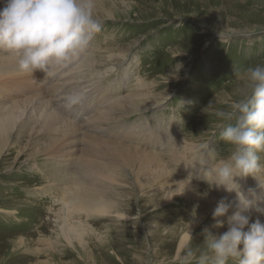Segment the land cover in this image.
I'll use <instances>...</instances> for the list:
<instances>
[{
    "label": "rangeland",
    "instance_id": "rangeland-1",
    "mask_svg": "<svg viewBox=\"0 0 264 264\" xmlns=\"http://www.w3.org/2000/svg\"><path fill=\"white\" fill-rule=\"evenodd\" d=\"M94 15L101 30L89 46L46 76L0 50V117L13 113L0 145V264H180L217 201L236 199L201 169L233 150L220 138L233 121L215 110L248 91L236 69L264 64V0H94ZM72 93L80 99L68 107ZM257 178L237 180L253 221L264 220V172ZM82 187L110 212L83 218L92 237L70 242L66 206ZM24 249H39V263Z\"/></svg>",
    "mask_w": 264,
    "mask_h": 264
},
{
    "label": "clouds",
    "instance_id": "clouds-1",
    "mask_svg": "<svg viewBox=\"0 0 264 264\" xmlns=\"http://www.w3.org/2000/svg\"><path fill=\"white\" fill-rule=\"evenodd\" d=\"M0 5V50L15 55L24 73L40 71L46 76L51 66L66 65L101 30V22L94 15V0H0ZM240 75L246 78L248 91L230 111L215 110L218 118L233 121L220 132L221 140L233 150L201 169L205 182L234 192L236 199L222 197L217 201L214 223L203 229V243L188 246L180 264H264V220L258 217L253 221L250 210L254 201L237 182L238 178H257L264 172L259 155L264 152V64L248 66L243 73L236 69L235 76ZM79 99L77 94H69L66 104L72 107ZM192 179L189 175L177 186L187 182V187ZM196 208L198 205L193 209L194 218ZM224 228L226 231H219Z\"/></svg>",
    "mask_w": 264,
    "mask_h": 264
},
{
    "label": "bare ground",
    "instance_id": "bare-ground-1",
    "mask_svg": "<svg viewBox=\"0 0 264 264\" xmlns=\"http://www.w3.org/2000/svg\"><path fill=\"white\" fill-rule=\"evenodd\" d=\"M10 57V56H9ZM7 65V64H6ZM1 71V70H0ZM87 95V93H86ZM85 95V96H86ZM78 104V103H77ZM76 109L77 105L75 106ZM74 108L73 111H76V109ZM12 111V110H11ZM79 112V111H76ZM12 112H8L7 114H5L4 117H0V145L3 142V140H5V137L7 136L8 132L10 130L13 129V121H12ZM78 117V116H77ZM52 124V123H51ZM51 124L49 126H51ZM55 123H53L54 125ZM55 126V125H54ZM53 127V126H52ZM28 129V128H27ZM71 129V128H69ZM54 130L57 134H62L63 132L58 131V128H54ZM60 130V129H59ZM66 130V129H65ZM51 131V130H50ZM48 132V131H47ZM52 132V131H51ZM75 132V128H72L71 130L67 131L64 134V139H62L63 142L62 144H65V142L67 141V138L71 135H73ZM11 133V132H10ZM46 133V132H45ZM52 134V133H51ZM56 135V134H55ZM49 136V134H48ZM57 141V140H56ZM6 144V143H5ZM61 144V145H62ZM94 156V151H93V155ZM89 162V161H88ZM88 162H83L81 165V170L83 173H87V170L89 171H95V166L94 165H89ZM80 169V168H79ZM80 178V177H79ZM84 179V178H83ZM82 179V180H83ZM95 180V179H94ZM84 181V180H83ZM88 181V179H87ZM99 182V181H98ZM72 192V190L70 191ZM69 198V202L67 203L66 206V211H67V215L65 217V220H63V222L65 223V227L64 229L65 231V235L68 236V240L70 242H73V240H77L78 243H82L83 240H85L84 238H89L92 237L91 234L93 233V231H91L85 222H81V220L86 219H90V220H97L94 218H101L104 217L105 215L109 214V208L106 207L102 200L99 198V196H97L96 193H92L90 190L85 189V188H79L77 189V191L75 190L74 192H72L70 194ZM84 218V219H83ZM78 220V221H76ZM85 221V220H84ZM192 230V229H191ZM190 232V231H189ZM189 236V233L187 235H185L182 239L181 245H183V243L187 240V237ZM67 240V241H68ZM69 242V244H70ZM31 243V242H30ZM29 243V244H30ZM37 243V242H36ZM41 242L38 241V244H40ZM72 244V243H71ZM70 244V245H71ZM18 245V244H17ZM28 245V244H27ZM180 245V246H181ZM26 246V245H25ZM33 246V245H31ZM38 246V245H37ZM179 246V247H180ZM24 247V246H23ZM34 248V247H33ZM23 249V248H22ZM180 249V248H179ZM25 250V249H24ZM26 251V250H25ZM27 255H24L25 258L27 259V261L30 258H35L34 261L36 260L37 263H39L40 259L42 258V252L39 251V249L37 250H31L29 253L26 251ZM56 250L54 251V254H56ZM46 255V254H45ZM32 261V260H31ZM52 260L49 259L45 261V262H41L42 264H50ZM56 264V263H55Z\"/></svg>",
    "mask_w": 264,
    "mask_h": 264
}]
</instances>
